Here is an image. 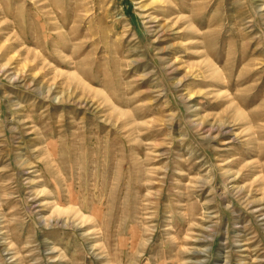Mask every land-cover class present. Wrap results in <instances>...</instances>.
<instances>
[{
	"label": "rangeland",
	"instance_id": "374dc122",
	"mask_svg": "<svg viewBox=\"0 0 264 264\" xmlns=\"http://www.w3.org/2000/svg\"><path fill=\"white\" fill-rule=\"evenodd\" d=\"M0 264H264V0H0Z\"/></svg>",
	"mask_w": 264,
	"mask_h": 264
}]
</instances>
